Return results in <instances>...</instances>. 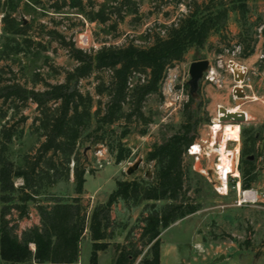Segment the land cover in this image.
Listing matches in <instances>:
<instances>
[{"label": "trees", "instance_id": "trees-1", "mask_svg": "<svg viewBox=\"0 0 264 264\" xmlns=\"http://www.w3.org/2000/svg\"><path fill=\"white\" fill-rule=\"evenodd\" d=\"M46 1L55 11L77 9L90 21L110 23L113 30L127 15H138L140 6L139 0ZM153 1L162 6L177 5L183 0ZM253 1L256 0H192L188 12L165 26L164 34L156 33L149 45H103L95 50L78 47L72 37L56 28L46 30L42 23L31 34V23L14 15V0H0V20L5 33L11 36L6 37L1 53L8 56L47 50L51 41H57L76 61L72 69L64 71L61 82L53 83L35 72L32 82L44 85L41 89L26 86L15 76L0 74V119H12L0 126V264L77 262L88 225L93 239L91 262L96 264L98 251L107 247L105 240L113 235L112 211L120 200L127 205L139 200L153 202L144 206L139 237L127 238L116 264H134L139 257L140 264H161L162 231L199 209L188 194L191 169L185 162L197 137L196 124L191 122V104L186 103L189 122L154 143L147 153L146 160L155 162L154 179L147 184L138 177L118 180L107 200L97 204L90 214L82 196L87 174L94 170L80 148L104 144L117 162L129 158L132 148L124 142L125 137L133 129L145 134L153 123L152 114L146 111L148 97L159 91L168 70L182 61L189 49L204 47L214 33H220L221 42L229 41L225 31L231 13H236L240 22L236 39L242 46V55L254 51L256 38L247 26ZM8 71L14 74L9 67ZM91 77L98 98L82 88L81 82ZM29 102L35 104L30 131L39 141L17 164L9 156V144L21 134V124L27 117L21 114L13 120L8 113H18ZM198 148L196 144L193 150ZM239 152L235 153L236 163ZM71 177L74 196L46 193ZM17 179L21 180L19 184ZM160 200L167 203L159 209L156 201ZM32 208L37 213V223L31 221Z\"/></svg>", "mask_w": 264, "mask_h": 264}, {"label": "rangeland", "instance_id": "rangeland-1", "mask_svg": "<svg viewBox=\"0 0 264 264\" xmlns=\"http://www.w3.org/2000/svg\"><path fill=\"white\" fill-rule=\"evenodd\" d=\"M191 1L158 6L153 0H139V14L127 15L116 30L109 27L110 23L90 21L77 9L55 11L46 0L39 3L14 0V15L31 23V34L36 31L38 23H42L46 30L56 28L72 37L78 47L96 50L103 45H149L156 33L164 34L165 26L188 12ZM250 7L247 26L256 38L254 51L248 56L242 55V46L236 39L241 30L240 22L238 15L231 13L225 31L229 41L221 42L220 33H214L204 47L189 49L185 58L168 70L159 91L148 97L146 111L152 114L153 123L148 126L147 133L133 129L125 137L124 142L132 148L129 158L117 162L115 154L104 144L80 148L87 157L85 161L94 170L93 174H87L86 190L82 196L90 214L97 204L107 200L118 180L138 177L147 184L154 179L155 162L146 160L147 153L154 143L163 141L189 122L186 103L191 104V122L196 124L197 137L190 148L196 144L199 148L193 150L192 147V153L188 150L185 162L191 169L188 194L194 203L199 204V209L162 231L163 264H264V0L251 2ZM6 37L11 36L5 33L0 20V67L4 68L0 74L15 76L28 87L44 88L41 83L33 84L35 72L56 83L64 80L65 70L76 65L57 41H51L47 50L7 56L1 53ZM202 59H207L209 66L199 81L198 89L191 92L190 67L193 61ZM231 61L246 69L241 83L243 96L233 91L237 80ZM8 67L14 74L8 71ZM81 85L98 98L94 77L83 80ZM219 105L245 108L250 114L249 121L221 124L216 120ZM21 114L27 118L21 124V134L12 140L8 151L17 164L21 162L22 155L32 151L39 141L37 135L30 131L35 104L29 102L18 113L12 115L9 112L8 116L16 120ZM9 120L0 119V126ZM246 150L250 153L245 154ZM135 166L137 169L133 170ZM20 182V179L16 180V184ZM49 192L74 196L73 177L59 181L47 189L46 193ZM148 202L153 201L139 200L127 205L120 200L114 206V229L126 226L125 240L139 237L140 219ZM166 203L167 200L156 201L157 208ZM86 254L84 241L82 256Z\"/></svg>", "mask_w": 264, "mask_h": 264}, {"label": "crops", "instance_id": "crops-1", "mask_svg": "<svg viewBox=\"0 0 264 264\" xmlns=\"http://www.w3.org/2000/svg\"><path fill=\"white\" fill-rule=\"evenodd\" d=\"M85 190H86V186H85ZM112 218L114 219V216H112ZM31 221L35 223L38 222L37 213L33 208L31 209ZM126 228L127 227L124 226L123 229H116V230L114 229L112 237L105 240L106 242H108L107 247L104 249H100L98 251L97 253L98 257H97L96 264H116L117 263L120 250L122 246L127 242V239L125 240L126 235L124 234L125 233L124 231L126 230ZM90 234H91L90 228L88 225L86 228L85 234L80 243V255H79V259L77 262H74V263H52V262L36 263V262H32L30 264H92L91 254H92V248H93V239L91 238ZM84 241H86V246H87V254L85 257L82 256V247H83ZM30 246L32 249H34L33 244H31ZM145 252H146V249H145ZM140 260H141V257H139L134 264H140ZM161 264H163L162 250H161Z\"/></svg>", "mask_w": 264, "mask_h": 264}, {"label": "water", "instance_id": "water-1", "mask_svg": "<svg viewBox=\"0 0 264 264\" xmlns=\"http://www.w3.org/2000/svg\"><path fill=\"white\" fill-rule=\"evenodd\" d=\"M230 63H232V61ZM208 66H209V61L207 59H202V60H197V61L192 62L191 67H190L191 79L189 81L191 92H194L198 89L199 81L203 77L204 71L208 68ZM241 95L243 96L245 95V93L243 92ZM218 112L220 114L217 116V119L221 124H226L229 122L244 123V122L249 121L248 117L246 116L245 111H242V110L231 112L225 109H222V110L218 109ZM192 147L193 146H191V148ZM134 169H137V166H135L133 170Z\"/></svg>", "mask_w": 264, "mask_h": 264}, {"label": "bare ground", "instance_id": "bare-ground-1", "mask_svg": "<svg viewBox=\"0 0 264 264\" xmlns=\"http://www.w3.org/2000/svg\"><path fill=\"white\" fill-rule=\"evenodd\" d=\"M231 66H232V68H233V70H234V72H235V75H236V80H237V86H235L234 87V89H233V91H234V93L236 94V95H238V96H241V94L243 93V86L241 85V83L243 82V79H244V74H245V67L243 66V65H241V64H239V63H237V62H235V61H232V63H231ZM242 98V97H241ZM242 100H244V99H242ZM239 101V100H238ZM241 101V100H240ZM242 103V102H241ZM239 102H238V104H237V106H239ZM229 106V105H228ZM237 106H233V107H225L224 105L222 106H220L219 105V107H218V109H225V110H228V111H231V112H235V111H238V110H242V111H245V113H246V116L249 118V116H250V114H249V112H247L246 110H245V108L243 109H241V107H237ZM217 111V110H216ZM220 114V113H219ZM218 114V115H219ZM216 120H218V119H216ZM192 152V151H191ZM229 174H230V172L228 173V176H229ZM228 176H227V179H228ZM234 176V175H233ZM228 185V184H227Z\"/></svg>", "mask_w": 264, "mask_h": 264}, {"label": "built area", "instance_id": "built-area-1", "mask_svg": "<svg viewBox=\"0 0 264 264\" xmlns=\"http://www.w3.org/2000/svg\"><path fill=\"white\" fill-rule=\"evenodd\" d=\"M189 151L191 152V149H189ZM192 153V152H191Z\"/></svg>", "mask_w": 264, "mask_h": 264}]
</instances>
